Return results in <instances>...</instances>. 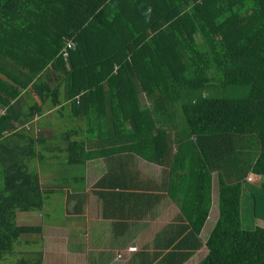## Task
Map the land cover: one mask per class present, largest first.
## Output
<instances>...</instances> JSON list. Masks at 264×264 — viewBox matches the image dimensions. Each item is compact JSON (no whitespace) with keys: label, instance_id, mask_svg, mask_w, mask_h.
<instances>
[{"label":"trees","instance_id":"16d2710c","mask_svg":"<svg viewBox=\"0 0 264 264\" xmlns=\"http://www.w3.org/2000/svg\"><path fill=\"white\" fill-rule=\"evenodd\" d=\"M48 67L53 88L39 78ZM34 120L60 122L58 145L27 131ZM45 159L103 161L93 190L103 217L126 228L122 240L175 203L140 264H185L203 246L196 264H264V227L243 225L247 213L264 221V188L246 180L264 176V0H0V264L43 232L18 225V213L47 211L55 194L83 208L85 176L44 188ZM140 159L168 179L155 186ZM214 181L218 213L203 242ZM30 245L41 247L17 264H42V242Z\"/></svg>","mask_w":264,"mask_h":264},{"label":"rangeland","instance_id":"374dc122","mask_svg":"<svg viewBox=\"0 0 264 264\" xmlns=\"http://www.w3.org/2000/svg\"><path fill=\"white\" fill-rule=\"evenodd\" d=\"M196 42L199 44L202 40L199 35L196 36ZM40 80L45 82L50 88H53L58 83V75L51 67H48L46 71H44L40 75ZM145 95L140 94V100L142 103H146ZM53 112H47V116L52 119ZM48 120V119H45ZM49 120V121H50ZM62 122V121H61ZM58 123H56L55 128L48 129H38L37 125H35L34 121L29 124L27 127V131L36 136L43 135L48 139V141L53 145H58L56 141V137L54 134H57ZM63 129V128H61ZM62 131V130H61ZM121 131V130H120ZM122 133V132H120ZM144 164V163H143ZM141 162H139V168L142 172L147 176L153 178L154 182L159 181L161 177L162 169L158 168L154 165L143 166ZM37 168L40 174V182L44 188H52L59 189V184L61 183L62 177L64 176H85V188L82 193H85L89 196L93 193V188L96 180L103 174L104 164L103 161L95 160L92 162H88L86 166H82L79 168H70L63 164L60 161H56L53 159H45L43 161H37ZM248 185L247 187H258L264 188V176H255L249 175L246 178ZM80 186L79 184H75V186ZM68 188L67 186H65ZM65 188V189H66ZM247 190L244 191V193ZM248 193V192H247ZM246 195V194H245ZM212 208L209 212L208 219L201 233V240L205 242L207 236L209 235L215 221L217 218V209H218V200H217V183L214 181V187L212 189ZM88 199V197H87ZM86 199V200H87ZM170 201V199L165 200ZM202 201V190L200 191V195L198 199L194 201V204L191 208V217L190 221L193 222L196 216L200 211V204ZM163 202V203H164ZM171 202V201H170ZM47 211L41 212H23L17 214V224L18 225H41L43 227V232L41 235H26L20 238V242L16 245L15 253L9 256H6L5 260L2 262L3 264H17V260L21 257H28L29 253L34 248H39L41 246L30 245L32 241H41L42 242V264H70L71 257L69 256V251H71L70 243H73V239L76 238V233L73 232V228L76 230L78 225V220L74 219L78 217V214H75L73 211V205L75 202L67 200L66 195L55 194L50 197L46 202ZM248 210L250 211V205L248 203ZM93 208V209H92ZM92 208L87 210V214L92 216V218H96V214L100 212L93 211L95 206L92 205ZM243 205V211H244ZM89 212V213H88ZM248 212V211H246ZM175 213V212H174ZM173 213V215H174ZM48 214V216H46ZM143 223V222H142ZM139 225V223H138ZM137 225V226H138ZM245 228H251L253 226H261L264 227V221L259 219H253L251 216L249 217L248 213L244 217ZM135 226V229L137 228ZM140 227V225L138 226ZM68 228V230H67ZM93 229V228H92ZM70 233H69V232ZM78 231V230H77ZM139 231V230H138ZM139 231L141 240L145 238V242H148L153 236V231L150 228L147 231ZM79 233L81 231H78ZM70 235V236H69ZM69 236V238H68ZM83 241H78V244L81 245ZM143 242V240H142ZM206 253V249L203 246L194 256H192L185 264H196L200 261ZM100 264V261L98 262Z\"/></svg>","mask_w":264,"mask_h":264},{"label":"crops","instance_id":"0c3cea01","mask_svg":"<svg viewBox=\"0 0 264 264\" xmlns=\"http://www.w3.org/2000/svg\"><path fill=\"white\" fill-rule=\"evenodd\" d=\"M36 119H38V117ZM28 126L29 124H27V127ZM139 162L142 164L144 163L143 166L145 167L148 166V164L154 165L158 168L161 167L162 171H160L161 177L159 181L154 182L153 178L150 177L155 186H160L161 183H164L166 179H168L167 172L169 169L167 167L164 168L156 163H148L142 159L138 161L137 166L139 165ZM104 172L105 168L103 173ZM87 197L88 199L86 198L87 200H85L81 212L78 213V217L74 218L78 220L77 230L81 232L79 233L73 228L72 233H76V238L73 239V243H70L71 251H69V256L72 260L70 264H98L99 261L100 264H140L141 258L153 257L154 249L152 248L151 243L153 237L163 226L169 222H173L179 211L178 207L171 200V202L163 201L164 203L162 202L160 205V213L153 221L145 223L140 222V227L136 224L127 228L128 230H131L133 235V239L127 241L126 239H120L128 235L126 228L124 229L121 225L114 224V220L112 219H106L103 217L102 202L98 199L94 190L91 196L87 195ZM92 205L95 206L93 211L97 212V210H100L99 213L97 212L98 215L96 214V218H92V216L87 214V210L90 209V207L92 208ZM135 226H137L136 229ZM149 228L153 231V236H151L152 238L148 240V242H145V238H143L142 242L139 237V231H147ZM123 231H126L127 233L122 234ZM78 241L83 242L79 245Z\"/></svg>","mask_w":264,"mask_h":264},{"label":"built area","instance_id":"2783aa9c","mask_svg":"<svg viewBox=\"0 0 264 264\" xmlns=\"http://www.w3.org/2000/svg\"><path fill=\"white\" fill-rule=\"evenodd\" d=\"M73 46H74V43H72V42H68V43H67V47H68V48H72ZM63 56L66 57V56H67V53H64Z\"/></svg>","mask_w":264,"mask_h":264}]
</instances>
